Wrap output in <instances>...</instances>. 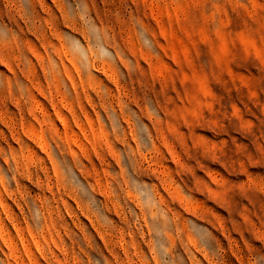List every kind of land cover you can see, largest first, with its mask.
I'll use <instances>...</instances> for the list:
<instances>
[{
    "label": "rangeland",
    "instance_id": "obj_1",
    "mask_svg": "<svg viewBox=\"0 0 264 264\" xmlns=\"http://www.w3.org/2000/svg\"><path fill=\"white\" fill-rule=\"evenodd\" d=\"M0 264H264V0H0Z\"/></svg>",
    "mask_w": 264,
    "mask_h": 264
}]
</instances>
